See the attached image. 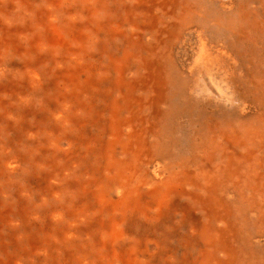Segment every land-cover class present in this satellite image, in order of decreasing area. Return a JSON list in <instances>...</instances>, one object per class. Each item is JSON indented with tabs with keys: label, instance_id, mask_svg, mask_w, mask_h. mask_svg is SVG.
Here are the masks:
<instances>
[{
	"label": "rangeland",
	"instance_id": "obj_1",
	"mask_svg": "<svg viewBox=\"0 0 264 264\" xmlns=\"http://www.w3.org/2000/svg\"><path fill=\"white\" fill-rule=\"evenodd\" d=\"M0 264H264V0H0Z\"/></svg>",
	"mask_w": 264,
	"mask_h": 264
},
{
	"label": "bare ground",
	"instance_id": "obj_2",
	"mask_svg": "<svg viewBox=\"0 0 264 264\" xmlns=\"http://www.w3.org/2000/svg\"><path fill=\"white\" fill-rule=\"evenodd\" d=\"M198 52V51H197ZM189 60V59H188ZM198 60V59H197ZM196 60V61H197ZM195 61V62H196ZM185 64V63H184ZM185 66V65H184ZM189 66H190V64H189ZM185 69V68H184ZM215 79V78H214ZM214 81V80H213ZM228 86V85H227ZM203 88V87H202ZM221 92V91H220ZM227 93V92H226ZM221 94V93H220ZM224 96V95H223ZM227 96V95H226ZM230 96V95H229ZM233 98V97H232ZM219 100V99H218ZM222 101V100H221ZM220 102V101H219ZM226 102V101H225ZM236 103V102H235ZM138 104V103H137ZM244 105V104H243ZM232 106V105H231ZM247 112V111H246ZM247 114V113H246ZM162 124V123H161ZM99 125V124H98ZM154 125V124H153ZM262 126L261 125H256V126H254L253 127V131H247V132H249V133H247L248 135H257V134H259V133H261L262 131ZM160 131V130H159ZM157 134H158V132H156ZM184 133V132H183ZM155 134V133H154ZM185 134H187V133H185ZM185 134H183V135H185ZM159 135V134H158ZM161 135V134H160ZM186 138V137H185ZM161 141V140H160ZM186 141V140H185ZM162 142V141H161ZM195 144V143H194ZM194 146V145H193ZM200 155V154H199ZM233 161H230V162H227V167H225V168H227L226 169V172H230V171H233L234 169H235V164L234 163H232ZM172 181V180H171ZM161 184V183H160ZM177 184V183H176ZM204 189V188H203ZM203 191V190H202ZM205 191V190H204ZM180 197H182L181 195H180ZM227 202V201H226ZM200 204V203H199ZM194 205V202H193V204H192V206ZM191 206V207H192ZM212 221V220H211ZM203 222V221H202ZM205 222V221H204ZM205 225V224H204ZM203 225V226H204ZM205 228V227H204ZM202 234V233H201ZM208 236V235H207ZM202 237V236H201ZM204 238V237H203ZM205 240V239H204ZM214 240V239H213ZM207 243V242H206ZM206 243H204V245L206 244ZM199 246V245H198ZM219 247V246H218ZM203 248V247H202ZM201 248V249H202ZM201 251V250H200ZM209 253V252H208ZM215 253H216V251H215ZM195 260V259H194Z\"/></svg>",
	"mask_w": 264,
	"mask_h": 264
}]
</instances>
